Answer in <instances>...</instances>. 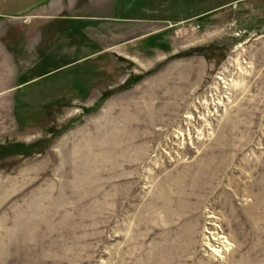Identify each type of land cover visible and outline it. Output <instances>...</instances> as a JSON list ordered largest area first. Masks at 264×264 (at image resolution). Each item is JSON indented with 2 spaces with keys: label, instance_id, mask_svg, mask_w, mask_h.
<instances>
[{
  "label": "rangeland",
  "instance_id": "obj_1",
  "mask_svg": "<svg viewBox=\"0 0 264 264\" xmlns=\"http://www.w3.org/2000/svg\"><path fill=\"white\" fill-rule=\"evenodd\" d=\"M262 193L264 0H0V264H264Z\"/></svg>",
  "mask_w": 264,
  "mask_h": 264
},
{
  "label": "bare ground",
  "instance_id": "obj_2",
  "mask_svg": "<svg viewBox=\"0 0 264 264\" xmlns=\"http://www.w3.org/2000/svg\"><path fill=\"white\" fill-rule=\"evenodd\" d=\"M239 184V183H238ZM232 186V185H231ZM247 186V185H246ZM240 189V188H239ZM263 194V193H262ZM264 195V194H263ZM225 196V195H224ZM234 196V195H233ZM253 196V195H252ZM235 197V196H234ZM227 199V198H226ZM232 199V198H231ZM230 199V200H231ZM240 199V198H239ZM225 201V200H224ZM223 201V202H224ZM228 201V200H227ZM231 202V201H230ZM236 203V202H235ZM234 203V204H235ZM256 204V203H255ZM233 206V205H232ZM221 208V207H220ZM230 208V207H229ZM233 208V207H232ZM236 209V208H235ZM224 210V209H223ZM235 211V210H234ZM226 212H227V210H226ZM231 213V212H230ZM258 214V213H257ZM262 214V213H261ZM263 215V214H262ZM224 216V215H223ZM235 216H236V214H235ZM225 217V216H224ZM232 218V217H231ZM234 218V217H233ZM234 219H237V218H234ZM223 220V219H222ZM259 221V220H258ZM225 222V221H224ZM239 222H240V220H239ZM261 222V221H260ZM228 223H230V222H228ZM249 224V223H248ZM222 225H224V224H222ZM234 225V224H233ZM228 226V225H227ZM227 226H225V227H227ZM239 226V225H238ZM254 227L256 226V224L255 225H253ZM218 227V226H217ZM231 227H233V226H231ZM250 227V226H249ZM229 228V227H228ZM233 228H235V227H233ZM242 228V227H241ZM255 229H256V227H255ZM225 230V229H224ZM229 230V229H228ZM231 230V229H230ZM238 230V229H237ZM258 230V229H257ZM222 231V230H221ZM240 231V230H239ZM244 232V231H243ZM252 232H253V230H252ZM215 233V232H214ZM241 233V232H240ZM216 234V233H215ZM246 234V233H245ZM214 236V235H213ZM217 236V235H216ZM222 237V236H221ZM222 239H224V237L222 238ZM213 240H215V239H213ZM216 240H217V238H216ZM226 243V242H225ZM210 246V245H209ZM228 251V250H227Z\"/></svg>",
  "mask_w": 264,
  "mask_h": 264
},
{
  "label": "crops",
  "instance_id": "obj_3",
  "mask_svg": "<svg viewBox=\"0 0 264 264\" xmlns=\"http://www.w3.org/2000/svg\"><path fill=\"white\" fill-rule=\"evenodd\" d=\"M45 6H42L41 8H44Z\"/></svg>",
  "mask_w": 264,
  "mask_h": 264
}]
</instances>
